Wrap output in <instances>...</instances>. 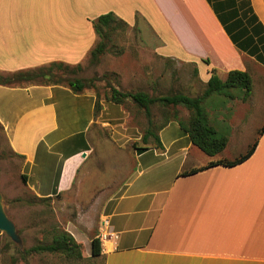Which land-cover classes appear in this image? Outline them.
<instances>
[{"label": "crops", "instance_id": "1", "mask_svg": "<svg viewBox=\"0 0 264 264\" xmlns=\"http://www.w3.org/2000/svg\"><path fill=\"white\" fill-rule=\"evenodd\" d=\"M109 12L130 26L138 22L155 54L194 64L203 83L213 70L225 80L237 69L250 73L253 91L247 100L243 91L208 97L207 120L228 137L215 156L194 152L176 120L158 132L162 147L154 140L150 149L134 150L138 167L158 171L144 177L139 170L117 193L100 198L98 236L108 228L117 235L102 241L104 264H264V0H0V72L81 64L100 40L92 21ZM70 97L74 105L67 104ZM102 104L101 116L108 109ZM94 110V94L65 85H0V123L11 150L30 174L38 168L54 177L47 187L29 186L35 195L61 196L82 210L95 205L74 191L82 160L62 146L68 121L81 111L91 121ZM257 138L255 152L238 165L180 175L213 160H233ZM150 152L162 159L151 162Z\"/></svg>", "mask_w": 264, "mask_h": 264}, {"label": "rangeland", "instance_id": "2", "mask_svg": "<svg viewBox=\"0 0 264 264\" xmlns=\"http://www.w3.org/2000/svg\"><path fill=\"white\" fill-rule=\"evenodd\" d=\"M151 46L150 40L142 34L138 22L135 26H119L112 31L109 49L99 63L92 64L89 56L80 64V68L70 65L67 70L56 69L59 75L71 79H95V86L84 92L95 95V103L100 102L101 110L96 117L93 114L91 121L87 111L73 116V121L70 119V124L65 126L63 133L69 137L62 145L66 154L76 152L74 155L78 154V161L82 160L73 188L74 191L81 190V198L87 203L95 204L91 210H82L74 204L67 205L61 196L41 201L30 187H47V180L53 174H43L38 168L36 174H30L29 167L26 169L24 166V159L11 150L7 132L0 123V191L4 207L23 240L21 246L0 230V264H102L101 257L92 255L91 243L100 227L96 208L100 198L112 192L117 193L130 178L140 174L139 170L144 168L138 167V150L134 151L136 148L131 144L134 145L135 139L140 138L136 141L138 145H145L143 136L146 131L151 128L157 133L165 114H171L174 110L157 102L152 105L149 117L132 100H126L123 104L109 101L107 95L110 94L111 86L121 91H146L154 97L177 91L191 96L199 95L206 88V84L195 73L194 64L160 57L153 52ZM233 91L243 90L237 88ZM66 101L67 104L74 105L77 99L70 97ZM103 102L108 105V109L101 116ZM207 106L208 100L204 103V108ZM58 109L62 113L65 107ZM175 110H178L182 120L187 121L189 111L185 106L179 105ZM98 119L101 121L95 122ZM102 121L109 122L112 126L103 125ZM153 141L154 138L150 137L149 144ZM194 148V152L209 158L197 146ZM239 149L237 146L230 150L237 152ZM53 151L57 156L61 152L58 146ZM147 157H151L153 163L162 159L157 160L153 152L148 153ZM156 168L144 169L143 176L154 174L158 171ZM57 175L54 174L55 177ZM52 180L54 182V177ZM54 227L74 231L76 240L82 244L83 259L69 260L61 253H24L41 241L50 243ZM3 245L6 250L2 248Z\"/></svg>", "mask_w": 264, "mask_h": 264}, {"label": "trees", "instance_id": "3", "mask_svg": "<svg viewBox=\"0 0 264 264\" xmlns=\"http://www.w3.org/2000/svg\"><path fill=\"white\" fill-rule=\"evenodd\" d=\"M93 26L95 32L99 36L100 40L97 45L90 51V62L97 64L101 60V57L108 51L109 43L112 40V31L119 26H129L125 21L121 20L115 13L109 12L100 15L94 19ZM80 68V64L76 65ZM70 67L69 64L64 62H51L49 65L30 68L27 70H18L3 74L0 72V85L10 87H24L29 85H65L70 87L75 93H83L86 89L94 87L95 79L86 78H68L59 75L56 72L58 70H67ZM195 73H198V69H195ZM241 88L244 92L243 99L247 100L253 91V79L249 72L242 70H231L227 78L222 80L216 73V70L212 71L210 79L206 83L205 90L197 95L191 96L187 93L177 91L164 96L154 97L146 91H121L119 88L111 86L110 94L107 95V99L116 104H123L126 100H132L139 108L146 111L147 116H151V107L153 104L159 102L164 107L174 108L173 112L165 114L164 121L159 125L158 132L167 126L172 120L178 121L181 129L186 132L194 145L201 149L205 154L209 156H215L221 153L228 144V137L223 135L219 136L215 127L209 124L207 120L204 103L213 93H223L230 98H234L232 91L234 89ZM179 105H183L189 111V117L187 121L180 118L178 110L175 108ZM101 110L100 102L96 101L94 115L97 116ZM158 132L149 128L143 136L145 146L139 147L138 144H134V147L139 151H145L150 149L149 139L153 137L157 148L162 147ZM264 125L259 131V134H263ZM259 139L250 146L246 153L241 156L229 160L219 159L210 161L207 165L202 167L193 168L180 173V175H191L200 171L209 169L214 166H235L246 161L255 152L258 146ZM17 155V154H16ZM26 178V177H25ZM38 197V196H37ZM41 201L51 200L52 197H38ZM20 234V231L18 230ZM98 233L92 238V255L94 257H101L103 252L102 241L98 236ZM61 253L67 259H83L82 244L79 243L74 235L66 230H61L58 227H54V235L50 243L43 241L33 245L31 248L25 250L24 253ZM104 264V261L102 262Z\"/></svg>", "mask_w": 264, "mask_h": 264}, {"label": "water", "instance_id": "4", "mask_svg": "<svg viewBox=\"0 0 264 264\" xmlns=\"http://www.w3.org/2000/svg\"><path fill=\"white\" fill-rule=\"evenodd\" d=\"M0 230L8 235L13 241L22 246L23 240L18 233L15 222L9 217L3 202V194L0 191Z\"/></svg>", "mask_w": 264, "mask_h": 264}, {"label": "built area", "instance_id": "5", "mask_svg": "<svg viewBox=\"0 0 264 264\" xmlns=\"http://www.w3.org/2000/svg\"><path fill=\"white\" fill-rule=\"evenodd\" d=\"M101 241L109 240L111 238L117 237L111 230L108 228L107 231L103 232L102 234L99 235Z\"/></svg>", "mask_w": 264, "mask_h": 264}]
</instances>
